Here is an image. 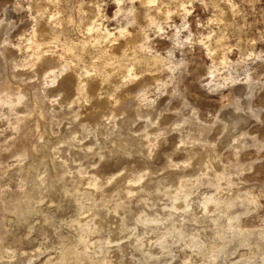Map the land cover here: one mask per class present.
Returning a JSON list of instances; mask_svg holds the SVG:
<instances>
[{
    "label": "rangeland",
    "instance_id": "rangeland-1",
    "mask_svg": "<svg viewBox=\"0 0 264 264\" xmlns=\"http://www.w3.org/2000/svg\"><path fill=\"white\" fill-rule=\"evenodd\" d=\"M145 1L0 0V233L9 232V245L14 251L13 256L4 253L0 264H27L30 258L32 264H45L49 257L52 262L47 264H55L62 248L59 233L75 237L79 229L74 220L78 216V206L95 203L87 194L78 202L73 195V186L69 185V192H66L63 182L76 175L80 167L84 168L87 178L90 172L106 178L122 173L123 163L117 161L122 153L117 155L115 144L148 130L151 143L158 140L163 143L151 154L150 169L143 170L146 157L137 154L139 162L134 173L141 174V182L148 181L147 190L139 191L129 199L131 211L125 216L126 230L111 234L116 236L110 248L115 250L111 252L114 259L122 251L135 252L139 244L149 242L158 234L159 241L176 255L174 259L166 255L162 264L166 261L168 264H184L185 261L193 264L192 254L202 244H207L208 248L207 255L202 258L204 264H264L255 246L259 237L255 233L241 232L237 224L231 225L225 218L229 228L223 235H215L206 222H190V208L186 211L172 207L173 197L178 196L177 205L180 206L185 200L193 199L197 204L214 194L221 201L225 198L233 201L230 209L227 208L228 201L221 202L220 208H214L216 215L238 216L242 227L264 229V0H156L150 11ZM178 3L179 8H176ZM132 4L134 12L139 15L137 18L133 15ZM157 5L173 10L171 18H162ZM155 12L158 15L154 16ZM148 16L155 17L159 25L149 23ZM94 23L114 32L118 38L113 40L115 44L110 42V45L96 37L90 31ZM124 27H128L129 34L122 37L119 30ZM142 28L149 33V48L143 54L141 51L137 53L136 63L131 62L134 66L130 63L136 75L132 76L133 79L127 78V83L122 79V85H126L119 91L108 85L105 88V84H101L104 70H100L95 55L109 46L110 51L118 56L135 43V36L131 33L136 35ZM34 30L43 41H49L53 35L59 37V43L52 44L57 54L66 42L80 45L88 42L86 52L66 55L63 58L65 64L63 61H46L34 65L27 40ZM156 53L166 60H173L176 67L171 63V73L166 67L162 69L159 63L154 74L146 72L143 62L147 58L151 60ZM115 58L111 59L113 62L110 60L112 66L117 65L118 59ZM83 66L91 69H82ZM51 68H54L53 76L50 75ZM86 69L91 72L88 73L91 78H88ZM66 74H71L74 80L83 76L85 99L77 100V91L72 90L75 86L64 93L59 90L69 76ZM54 76L57 84H53ZM156 77L164 85L159 87ZM146 78L150 93L143 103L144 113L138 115L134 110L122 113L118 109L126 101L122 91L134 88L131 93L138 99L137 84ZM20 88L26 98L25 102L17 104L15 98L20 94ZM94 94L100 98L110 96L115 104L118 102L119 114L110 115V109L103 108L102 111H106L100 119H91L88 106ZM39 109L43 111L44 119L43 127L37 130L34 119ZM148 110L150 117L145 116ZM28 134L30 138L25 143ZM96 139L102 140V145L85 150L86 145ZM128 145L133 147L135 143L130 141ZM188 149L208 153L210 163H196L185 170L178 169V165L185 161ZM169 155H173L174 162L170 161ZM132 160L130 157L129 161ZM167 164L168 170L165 171L163 168ZM179 178L187 179L183 190H176ZM52 182L53 187L49 185ZM29 189L37 194L33 200L36 211L31 209L29 214L18 215L11 208V200ZM167 189L174 195L165 194ZM253 195L259 200L252 201ZM144 210L152 217H158L159 221L141 222L139 215ZM117 226L110 223L102 231V236L94 238L97 245H106L108 231ZM14 236L21 239L18 237L20 240L15 241ZM154 246L160 250L159 245ZM39 247L42 254L38 252ZM126 258L128 262L123 264H132L130 255Z\"/></svg>",
    "mask_w": 264,
    "mask_h": 264
},
{
    "label": "bare ground",
    "instance_id": "bare-ground-1",
    "mask_svg": "<svg viewBox=\"0 0 264 264\" xmlns=\"http://www.w3.org/2000/svg\"><path fill=\"white\" fill-rule=\"evenodd\" d=\"M154 2L156 3V0H146L145 1V3L148 5V10L149 11H150L151 8H153L152 5H153ZM179 3H178V7L176 6V8H179ZM120 6L122 7V4ZM131 8H132L133 15L135 16V18H137L139 15L136 12H134L135 8H133V4H132V7ZM157 9H158L159 15L162 18H164V19L171 18V15L173 13V10H167L168 8L165 9V7L164 8L162 7V5L161 6H158ZM118 10L121 12V8L118 9ZM176 10H179V9H176ZM184 11H187V10H184ZM59 13H61V12H59ZM157 13L155 12L154 16ZM221 14H223V12ZM58 15H60V14H58ZM140 15H141V13H140ZM57 16L55 18L53 17L54 18L53 21L57 18ZM144 16H147V15L145 14ZM148 17H150V18L149 19H147V17H145V18L147 19V21L149 23L153 24V26H154V24H157L156 26L159 25V23H158L159 21L157 22L155 20V17H151V16H148ZM58 18L60 19V17H58ZM56 20H55V22H56ZM167 22L168 21H166V23ZM101 26H102V24H101ZM101 26L99 25V23L97 25H96V23H94L90 27V31H92V33L94 32V34L96 35V37H98L99 39L105 40L108 43L111 42V43H114L115 44V42L113 40H116L118 38H115L114 32H111L108 28L103 29V28H101ZM150 27H148V28H150ZM127 28L124 27V28H122V29L119 30V33L121 34L120 36H122V35L124 36L126 33L129 32ZM143 28L141 29V32H138V34H136V35L133 34V33H131L132 35L135 36L134 37L135 39L133 38V40L135 41V43L134 44H131L130 43L131 44L130 45L129 42H128V44L130 45V47H128L129 45L127 44L128 45L127 46L128 49L125 50L123 53H121L122 52L121 51L120 52L121 55L119 53L118 56H115V53L116 52L115 53L111 52L110 49H109L110 48L109 46H108V49H101L102 47H100V49H101V50L99 49L100 50V52H99L100 54L98 56L97 55H95V56L97 58V62L99 63L100 70L101 69L104 70L103 71L104 74H102V75H104V77L102 76L103 77V79H102L103 81L101 82V84H103V85L105 84V88H106V85H108V87L109 86L113 87L112 88L113 90L119 91V90L122 89V86L126 85V84H123L122 85V81L123 80H124V82H126L127 81V78L130 79L132 76H135L136 75V73L133 72L134 68L132 66H134V65L131 62H133L135 64L136 62H134V61H137V58H139L137 56V53L139 51H141L142 54H143V51H147V49L149 48V46H148V41L150 39V37L148 35L149 33L146 32ZM160 28L163 29L161 26H159V29ZM146 30H147V28H146ZM131 34H130V37H131ZM45 35H47V34H45ZM41 37L42 36H40V34L37 32V30H34L33 33L31 34L30 38L29 39L27 38V40H28V47H29V49H31V53H32L31 56H33L32 57L33 58V62L32 63H34V65L37 64V63H41L42 64V62H46V61H48L49 63H52V62H54V63L55 62H61V61H63V58H65L66 55H69L71 53H76V54L77 53H79V54L80 53H83L84 50L86 49L85 48V45H87V43H88L87 42L85 45H82V44L80 45V44L75 43V42H66L61 47L62 48V51H60V53L57 54L58 51L57 50H56L57 52H54L53 51V48H52L53 45L52 44H54V46L56 44H58L59 43V40H58L59 37L57 35H55V36L53 35V37L49 41H43ZM48 37L49 36H47V38ZM132 37H131V39H132ZM119 40H120V37H119ZM178 40H179V37L176 38V41H178ZM84 42H86V41H84ZM81 43H83V41ZM111 43H110V45H111ZM95 45H96V47L97 46H100V44L99 45L95 44ZM59 48H60V46L58 47V49ZM51 52H53V53L51 54ZM85 52H84V54H85ZM158 54L155 55L151 60H148V58H147L146 59L147 61H144V62L141 61V59H140V62L141 63L142 62L144 63L143 64L144 65L143 68L146 69V72L149 71L148 73L153 72V74H154V71L156 70L157 64L159 63V65H160V67H162V69H163V67H164V69L166 67L168 70H170V73H171V70H172L171 63L173 64V62H172L173 60L172 59H171V61H169L170 59L169 60H166L164 57H162L161 55H158ZM115 57L118 59V62H117V65L112 66L111 65V62H113V60H111V59L112 58L114 59ZM116 58H115V60H117ZM140 58H142V57H140ZM110 60H111V62H110ZM66 63L68 64V62H66ZM70 63H72L71 59H70ZM95 63H93V64L95 65ZM130 63L132 64V66L130 65ZM64 64H65V62H64ZM174 64H173V66H175ZM61 66H63V65H61ZM69 67H71V65H69ZM86 67H88V66H86ZM86 67L83 66L82 69L83 68H86ZM58 68H60V67L58 66ZM67 68H68L67 65H65V69L66 70H67ZM215 68H216V66H215ZM52 69H54V68H51V73L52 74H50V75L53 76L54 71H52ZM60 69H63V68H60ZM90 69L91 68H89V70ZM94 69H93L92 73L94 72ZM145 69H144V73H145ZM89 70H87V73L86 74H88V73L91 74V72H89ZM80 71H82V70H80ZM211 71H213V70L211 69ZM83 72H86V71H83ZM82 74H84V73H82ZM70 75L63 82L61 81L62 82V86L58 87L59 90L62 91V93H64L63 91L67 90L70 87L73 88L72 86H75V88L72 89V90H75L76 89L77 93L75 95L78 96V99L77 100L80 101V100L85 99L84 97H86V92H85L86 90H84V85H86V84H84V78H83V76L81 78V76L78 77L79 75H77L78 78L75 77L76 79L74 80V78H71L73 76L70 77ZM99 75H100V72H99ZM140 75H142V74H140ZM146 75H149V74H146ZM92 76H96V75H93L92 74ZM60 77H61V75H60ZM89 77L91 78V75H89L88 78ZM92 78L95 79L94 77H92ZM171 78H172V76H171ZM132 79H133V77H132ZM159 79L156 77V80H158V83L157 84L160 87L163 83L161 81L159 82ZM51 80H52V78H51ZM56 80H57V77L54 76L53 84L56 83ZM143 80L144 81L138 82V84H137V90H135L136 92L138 91L136 93V94H139L138 95V97H139L138 99L137 98L136 99L133 98L134 96L131 93L132 92V89H134V88H132V89H128L127 88L128 90H124L125 92L122 91L123 93H125V96H126V98H125L126 101L123 102V103H121V106L118 108L119 110L122 111V113L125 112V111L128 112V110H134L135 113L138 114V115H142L144 113L143 103H145L148 100V93H150V92H148V90H149V80L147 78H146V80L145 79H143ZM150 81H152V80L150 79ZM131 82H130V84H131ZM164 82H167V81H164ZM51 83L52 82H50V84ZM58 84H61V83H58ZM150 85H151V83H150ZM153 85H154V82H153ZM158 86L156 85V87H158ZM21 89L22 88L19 89L21 91V92L19 91L20 94H18L17 97L14 96V97H16L15 98V101H16L17 104L25 102V98H26L25 96L26 95L23 94V92H22ZM101 89H102V87H101ZM151 90H152V88H151ZM70 92H71V90H70ZM118 94H119V92H118ZM6 95H7V93H6ZM6 95H4V96H6ZM67 95H70V94H67ZM120 95H121V92H120ZM10 98L12 100V97H10ZM36 101L34 100L33 102H36ZM149 101H150V99H149ZM9 102H10V99H9ZM131 102H134L133 103L134 105L133 104L131 105ZM116 103L118 104V102H116ZM150 103H152V102H150ZM34 104H36V103H34ZM83 104H85V102ZM117 104H115L110 99V96L109 97L107 96V97H104V98L103 97L100 98L97 95L95 96V94H94V96L92 97V100L90 101V104L88 106V110H89L88 113H89L90 116H92L91 119L98 120V119H100L103 116V113L106 111V109L104 111H102V109L103 108H108V110L110 109L109 112H111L110 115H113L114 116V115H116V113H118L117 112V109H116ZM32 110H33V108H32ZM34 111H35V109H34ZM148 111H147V114H145V116L150 117L151 116V112H150V110H148ZM129 112H131V111H129ZM29 114H30V112H29ZM32 114H34V112ZM35 115H36L35 116V119L33 118L34 121H35V124H36L35 126H36L37 130H40V128L43 127L42 126V119H44L43 118V116H44L43 111L39 109L38 112ZM17 127H18V125H17ZM75 133H76V131H75ZM150 136H151V132L148 130L147 132H144L143 134H140L139 136L134 137L133 139H132V137H131V139L128 138V137H125L123 139V141L121 142V144H119V143L118 144H115L114 149H115V151H117V153H118L117 155H119L120 153H122L121 155H123V156L119 155L121 157L118 156V159H117V161H120V162L123 163V167L120 170V172H122V173H119L118 172V174L116 176L113 175L112 177L110 176L111 178H106L104 176H100L97 173L90 172L91 174L88 176L89 178H87V175L85 176L84 168L80 167L78 169V172H77L76 175H74L73 177H71L69 179H66L63 182L64 183L63 184V188H64V190L66 192H69V185L70 186L71 185L73 186V191H74V194L73 195L76 198V200H78V202H79V200H80V198L82 196H85L87 194L91 200L95 201V203H94V205H89V206H85V205H79L78 206V208H77L78 216L74 220H76L77 223L79 224V229H77V233H76V236L75 237H73L71 235L64 234V233H59V239H60V243L62 244V248L60 249V252H59V256H58L59 259L57 261H55V264H70L72 261H75L74 264H114V261H116L117 263H122L123 264L124 262H128L127 261V258H126V257H128V255H130V258L133 259L132 264H162V262H161L163 260L162 258L163 257H166V255H170L173 259L176 257V255L173 253V251H172V249L170 247H168L166 244H163V243H161L159 241L158 234L157 235L155 234L156 236L151 237L150 238L151 240L149 242H147V243L144 242V243H141V245L138 243L139 246L137 248H135V252H129V253H126L125 251L120 252V255L117 254V259H114V255H112V253H111V252H114L115 250L113 251L112 249H110V248H112L111 246H113L112 243L116 239V238H113V237H116V236L115 235H111V234L112 233L114 234L115 232L116 233L117 232H121L122 233L124 230H126V226H125V222H126L125 220H126V218H125V216H126V214L128 212L131 211V209L128 208V205L130 204V200L129 199L132 196H134L136 193H138L139 191H146L147 190L148 181L146 180V183H145V181H144V183L141 182L142 181L141 174L134 173V169L136 167V164L139 162L137 160V157H138L137 154H139V153H142L144 155L143 156L144 158L146 157V160L144 161L143 170L145 171L147 169H150V166L152 165V162L150 160L151 159L150 156L153 153V151L156 152L155 149H157V147H159L163 143L162 140H158V141H155L154 143H151V140L152 139H151ZM26 138H27V140L25 139V143H28L29 138H30V135L28 134V136ZM130 141L133 142V144L135 143V145L133 147L132 146L130 147L128 145V142H130ZM153 141H154V139H153ZM102 143H103L102 140L96 139V140L90 142L89 144H87L86 147H85V150H94V148H96L97 146H101ZM189 149L186 152V159H185V161L178 165V169L185 170L189 165L191 166V165H194L196 163H198L199 165H202V164L205 165V163L206 164H209L210 163V160H209L210 157H209L208 153H206V152H202L201 153V152L191 151ZM130 157L133 159L132 161H129V158ZM168 158L170 159L171 162H174L173 155H169ZM167 163L169 164V162H167ZM168 164L163 168L165 171L168 170L167 169L168 168ZM133 173H134V175L131 176V174H133ZM162 177H163V175H162ZM179 179L180 180L178 182V186L176 187V190L177 189L178 190H183L185 188V186H186L187 179H185V178H179ZM159 180H161V179H159ZM49 185L52 186V187L54 186L53 182L50 183ZM81 185H83V186L80 187ZM170 188H173V186H171ZM34 189L36 190V189H42V188H34ZM49 189H53V188H49ZM32 190L33 189H29L28 191H25L22 194L19 193L20 195H17L16 194L17 196L13 197V199L11 200V205H12L11 208H12V210L16 214H18V215H21V214H29L30 211H31V209H32V211H36L35 210V207L33 206V200L36 198V195L37 194L35 195V191L33 190L34 191V193H33ZM154 191H155V189H154ZM165 194L172 195L173 193L171 192L170 189L169 190L167 189ZM246 194H248V193H246ZM164 197H166V196H164ZM177 197H173L172 207H177V208L179 207V208H182V209H184L186 211H188V209L190 208V222H193V223L195 222L197 224H200L201 222H206V225H208L209 227H212L213 228V232H214L215 235L218 234V235L221 236L229 228V226L227 224V220H225V218H227L230 221L231 225L237 224V227H238V229L241 232H245L247 234L248 233L249 234H254L255 233V235H258L259 237H257V242L255 243V246H256V248H258V250H259V252L262 255V258L264 260V229L254 230V229L244 228V227H242L239 224L240 221L238 220V216L232 217L229 214L224 216V215H216L214 213V208H220V206H219L220 203L221 202L228 201V200H226L227 198L224 199L225 201H221L217 197V195L212 194V195L206 197L204 200H199V202L197 204H194L196 202L193 201V199H190V201L185 200L184 203H182V204L180 203L181 205L178 206L179 204L177 205V202H178V198ZM252 199H253L252 201L259 200L255 196ZM141 201L142 200H140V202ZM232 206H233V201H231V200L228 201V207L227 208L230 209ZM162 209H164V208H162ZM159 214L162 215V212L159 213ZM170 216H172V215H170ZM139 218H140L141 222L142 221L149 222L150 220H152L153 222L159 221L158 217H152L149 213L146 212V210H144L142 213H140ZM110 223L118 224V226L116 228L114 227L112 230L109 228L110 230L108 231V236L105 238L106 241H107V244L106 245H104L103 247H102V245L101 246L100 245H97V243L94 240V238H97L98 236H102L101 235L102 234V231L105 230L106 227H108V225ZM129 223H131V222H129ZM137 224H138V222H137ZM7 233H9V232L6 231V233H4V232H1L0 233V260L3 259L4 253H7L9 256H13V253H14V251L11 248V246L9 245L11 242H10V238H8ZM12 234H14V233L12 232ZM18 237L20 238V236H18ZM18 237L17 236H14V238H16V239H14V238L13 239L15 241L16 240H20L21 238L19 239ZM125 237H126V235H125ZM121 238H123V236ZM136 238H138V237H136ZM211 241L212 240H210V242ZM154 245H159L160 246V250L156 249L155 247H157V246H154ZM251 248H253V247H251ZM207 250H208L207 244H202L201 246H198L197 247V251H195L192 254V263L193 264H204L203 261H202V258H203V256L207 255V253H208ZM38 252H39V254H42L43 253L41 247L38 248ZM168 258H166V259H168ZM164 260H165V258H164ZM168 261H169V259H168ZM171 261H170V263H171ZM10 262L13 263V260H11ZM32 262H33V259L30 258V260H29V262L27 264H32ZM49 262H52V258L51 257L47 258V260L45 261V264H47ZM163 264H168V263L166 261ZM184 264H187V261H185Z\"/></svg>",
    "mask_w": 264,
    "mask_h": 264
}]
</instances>
